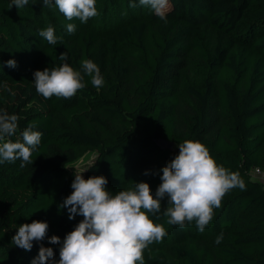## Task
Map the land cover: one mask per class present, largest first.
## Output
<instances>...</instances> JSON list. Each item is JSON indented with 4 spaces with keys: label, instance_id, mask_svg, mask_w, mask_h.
<instances>
[{
    "label": "trees",
    "instance_id": "16d2710c",
    "mask_svg": "<svg viewBox=\"0 0 264 264\" xmlns=\"http://www.w3.org/2000/svg\"><path fill=\"white\" fill-rule=\"evenodd\" d=\"M138 0H96L98 15L87 23L68 21L52 4L29 0L21 9L0 0V109L20 119L15 135L30 124L42 133L32 165L0 163V264H31V251L12 245L20 225H49L48 237L65 235L83 219L58 208L71 194L73 166L95 152L84 179L104 176L116 193L145 182L155 194L160 171L179 153L178 144L199 141L218 165L237 173L245 190L234 188L214 209L203 232L195 222L181 228L161 212L148 214L167 236L143 251L144 264H264V189L247 171L264 172V0H170L167 23L140 6L112 23L113 10ZM76 25L73 33L66 26ZM53 27L62 44L49 45L39 31ZM67 63L80 70L92 60L104 77L70 99L38 94L33 73ZM155 138L172 142L161 150ZM4 141H0L2 144ZM148 172V175H144ZM223 233L217 244V236ZM52 248L59 260L60 245Z\"/></svg>",
    "mask_w": 264,
    "mask_h": 264
},
{
    "label": "clouds",
    "instance_id": "9594fccd",
    "mask_svg": "<svg viewBox=\"0 0 264 264\" xmlns=\"http://www.w3.org/2000/svg\"><path fill=\"white\" fill-rule=\"evenodd\" d=\"M53 3L68 21L78 19L83 24L98 15L96 0H42L45 7ZM28 4L29 0H10L8 9L13 6L21 9ZM137 6L149 8L167 23L170 0L129 3V7ZM66 29L73 33L76 25L69 23ZM39 36L49 45L62 44V38L55 35L51 26L39 31ZM58 59L65 63L33 73L36 92L45 99L72 98L86 87L85 76L91 77L93 87L104 86V77L92 60L81 61L80 70H77L67 63L66 52ZM3 66L14 69L17 64L9 59L3 62L0 71ZM19 119L16 114L0 109V141H4L0 144V163L20 161V167L24 168L33 164L32 156L41 144L42 133L34 131L35 125L30 124L21 132V140H6L17 132ZM177 146L178 155L160 170L161 183L154 196L145 182L133 183L131 189L112 193L107 190L108 180L104 176L84 179L83 172L75 174L70 185L71 194L58 206L67 209L69 220L83 217L74 230L61 241L55 235L48 237L47 222L33 220L19 226L12 237V245L31 251L33 242L40 244L31 264H144L143 251L167 236L163 225L154 223L148 215L159 214L161 201L165 199L167 207L163 215L168 224L183 228L186 222H195L197 230L203 232L214 218V209L221 207L222 198L234 188L245 190V184L237 173L218 165L199 141L185 140ZM45 239L49 244L60 245L58 261L53 249L40 243ZM222 239L223 233H220L215 242L219 244Z\"/></svg>",
    "mask_w": 264,
    "mask_h": 264
},
{
    "label": "rangeland",
    "instance_id": "374dc122",
    "mask_svg": "<svg viewBox=\"0 0 264 264\" xmlns=\"http://www.w3.org/2000/svg\"><path fill=\"white\" fill-rule=\"evenodd\" d=\"M132 8L133 7H129V8L124 7L121 3L119 6H117L116 10H113L115 15L112 17V23L115 24V22L118 19L120 18L125 19L127 16L131 15V13L134 11V9ZM138 8L139 11L141 12H145L147 10L146 7H138ZM94 156H95V152L86 151L76 161L73 162V166L77 170L78 174L85 170L86 166H88L92 162Z\"/></svg>",
    "mask_w": 264,
    "mask_h": 264
},
{
    "label": "built area",
    "instance_id": "2783aa9c",
    "mask_svg": "<svg viewBox=\"0 0 264 264\" xmlns=\"http://www.w3.org/2000/svg\"><path fill=\"white\" fill-rule=\"evenodd\" d=\"M247 175L250 179H253L262 185L264 189V172L258 167H251L247 171Z\"/></svg>",
    "mask_w": 264,
    "mask_h": 264
},
{
    "label": "water",
    "instance_id": "95a60500",
    "mask_svg": "<svg viewBox=\"0 0 264 264\" xmlns=\"http://www.w3.org/2000/svg\"><path fill=\"white\" fill-rule=\"evenodd\" d=\"M154 143L158 146L161 150H172V142L170 140H165L162 138H155Z\"/></svg>",
    "mask_w": 264,
    "mask_h": 264
}]
</instances>
